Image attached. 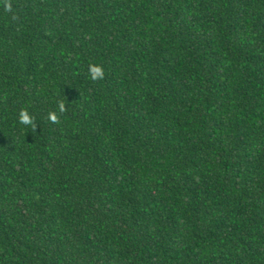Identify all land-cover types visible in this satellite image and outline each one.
Wrapping results in <instances>:
<instances>
[{
	"label": "trees",
	"instance_id": "1",
	"mask_svg": "<svg viewBox=\"0 0 264 264\" xmlns=\"http://www.w3.org/2000/svg\"><path fill=\"white\" fill-rule=\"evenodd\" d=\"M0 264H264V0H0Z\"/></svg>",
	"mask_w": 264,
	"mask_h": 264
},
{
	"label": "clouds",
	"instance_id": "2",
	"mask_svg": "<svg viewBox=\"0 0 264 264\" xmlns=\"http://www.w3.org/2000/svg\"><path fill=\"white\" fill-rule=\"evenodd\" d=\"M90 73H91V78L93 80H96L98 78H102L103 77V71L100 67L98 66H91L90 67ZM63 108V105H61V109ZM52 121L56 120V116L54 114H50L49 117ZM20 121L23 124H31L32 120L30 118V116L28 115L27 111H23L20 113Z\"/></svg>",
	"mask_w": 264,
	"mask_h": 264
}]
</instances>
